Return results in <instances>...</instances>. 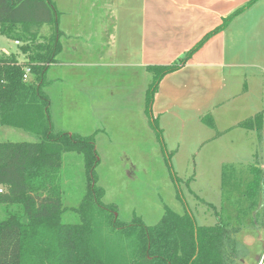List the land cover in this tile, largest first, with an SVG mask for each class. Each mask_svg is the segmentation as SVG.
<instances>
[{
	"label": "crops",
	"instance_id": "obj_1",
	"mask_svg": "<svg viewBox=\"0 0 264 264\" xmlns=\"http://www.w3.org/2000/svg\"><path fill=\"white\" fill-rule=\"evenodd\" d=\"M246 1L86 0L93 9L84 13L58 12L54 5L58 51L42 85L50 116L56 122L72 117V128L64 131L71 134H84L82 122L90 124L85 134L92 136L94 146L96 139L107 138L109 117L129 125L137 121L154 133L152 118L164 147L166 134L177 147H198L207 158H244L249 166L239 170L251 178L245 199L254 203L252 176L264 175L254 147L264 135V58L260 44L241 46V38L230 32L249 8L211 35L184 65L163 76L152 98L151 118L145 112L151 79L147 67L175 62ZM58 13L67 19L61 21ZM48 29L41 32L43 40L53 33ZM254 70L262 76L260 86ZM197 176L194 181L201 182ZM218 178L222 181L221 166Z\"/></svg>",
	"mask_w": 264,
	"mask_h": 264
},
{
	"label": "trees",
	"instance_id": "obj_2",
	"mask_svg": "<svg viewBox=\"0 0 264 264\" xmlns=\"http://www.w3.org/2000/svg\"><path fill=\"white\" fill-rule=\"evenodd\" d=\"M256 1L248 0L234 9L175 62L147 67L151 79L145 92V112L149 118L152 98L162 77L184 65L211 35L222 31ZM56 19L51 0H0V35L25 42L18 47L25 57L23 62H19L17 53L0 52V123L38 135L35 141H0V207L4 213L0 218V264H104L91 242L85 214L87 206L92 204L91 194L96 198L92 173L97 161L92 136L52 133L50 100L42 87L47 66L58 51ZM41 24L52 25L53 33L32 45L33 38L24 37L20 29ZM25 67L30 70L29 78L23 79ZM256 119L259 122L260 116ZM149 122L160 138L156 121L151 118ZM63 151L85 155L87 186L92 192L86 193L78 206L84 216L80 223H65L61 219L65 208L57 174ZM133 223L127 233L134 239V257L129 264L245 262L246 250L234 237L228 221L222 225L218 222L199 225L188 207L181 214L166 208L153 225ZM121 227L114 220L112 228Z\"/></svg>",
	"mask_w": 264,
	"mask_h": 264
},
{
	"label": "rangeland",
	"instance_id": "obj_3",
	"mask_svg": "<svg viewBox=\"0 0 264 264\" xmlns=\"http://www.w3.org/2000/svg\"><path fill=\"white\" fill-rule=\"evenodd\" d=\"M51 1L56 5L58 12L78 10L84 13L93 9L86 0ZM97 9L98 4L94 10ZM58 14L61 21L67 19L62 15L63 13ZM262 15H264V0H257L249 7L246 15L231 24L233 27L230 29L231 34L241 38L239 42L241 46H245L246 42L252 45L260 44L261 59L264 58V21L260 20ZM51 26L28 25L23 26L20 31L24 37L33 38L30 44L35 45L44 41L41 34L45 32H41L48 27L50 29ZM18 42L15 45L14 41L0 35V52L5 55L17 53L18 59L24 60L25 57L18 52V47L25 42L22 40ZM254 73L259 77L260 86L262 76L255 70ZM56 121L53 117L52 133L64 132L72 128V117L62 116L59 122ZM89 125L83 121L81 129L84 134L79 135H87L85 131ZM105 128H107L105 131L107 138L96 139L97 146H95L97 163L93 167L92 175L95 180L96 198L94 193L91 194L92 188L87 186L88 169L85 165L84 153L63 151L58 179L56 177L65 208L61 219L65 223H80L84 220L83 212L79 211L78 206L84 195L90 192L89 198L92 204L85 209L86 220L89 219L91 242L104 264H111L112 261L116 264H129L133 261L134 239L127 235L133 221H137L138 225H153L157 223L166 208L181 214L188 207L199 225H213L218 221L220 203L225 205L226 219L230 209H234L233 200L237 198L248 204L245 196L251 178L245 174V171L239 170L249 166L242 161L244 158H207L209 156L206 151L200 153L198 147L191 145L177 147L176 141H170L166 134L164 147L152 129L151 132L145 127L142 129L137 121L129 125L109 117ZM37 139L36 133L0 123V141L20 142ZM233 144L236 147L234 142ZM254 147L260 155L255 161L264 166V135L260 140L256 139ZM220 166L222 181L218 178ZM196 176L201 182L194 181ZM258 176L257 173L252 176L251 187L255 185ZM215 189L216 196L213 195ZM3 217L4 213L0 207V218ZM114 220L119 227L123 226L122 229L112 228ZM246 231L249 237L245 239L249 244L250 237L255 235L250 231V226ZM244 232L245 228L242 227L237 235L239 241L244 239ZM252 250L263 251L262 260L257 263L250 253L246 263L264 264V250H260L257 245Z\"/></svg>",
	"mask_w": 264,
	"mask_h": 264
},
{
	"label": "flooded vegetation",
	"instance_id": "obj_4",
	"mask_svg": "<svg viewBox=\"0 0 264 264\" xmlns=\"http://www.w3.org/2000/svg\"><path fill=\"white\" fill-rule=\"evenodd\" d=\"M257 187L255 202L252 204H247L239 201L237 198L233 200V208H231L228 218L224 217L226 208L222 203L219 204V214L218 223L222 225L223 222L228 221L230 226L233 228L234 237L237 239L238 233L241 231L242 227L245 228L244 239L238 242L244 246L246 250L245 262L252 254L254 261L257 263L262 260V252H254L252 249L257 245L260 250H264V175L260 174L257 181L255 182ZM250 226V231L255 236H251V243H247L245 238H248L247 228ZM247 243V244H245ZM252 250V251H251Z\"/></svg>",
	"mask_w": 264,
	"mask_h": 264
},
{
	"label": "built area",
	"instance_id": "obj_5",
	"mask_svg": "<svg viewBox=\"0 0 264 264\" xmlns=\"http://www.w3.org/2000/svg\"><path fill=\"white\" fill-rule=\"evenodd\" d=\"M15 43H17L18 44V41H15ZM29 68L28 67H25L24 68V73H23V79H26L27 77H28V75H29ZM0 192H2V188L0 187Z\"/></svg>",
	"mask_w": 264,
	"mask_h": 264
},
{
	"label": "water",
	"instance_id": "obj_6",
	"mask_svg": "<svg viewBox=\"0 0 264 264\" xmlns=\"http://www.w3.org/2000/svg\"><path fill=\"white\" fill-rule=\"evenodd\" d=\"M260 264V263H259Z\"/></svg>",
	"mask_w": 264,
	"mask_h": 264
}]
</instances>
